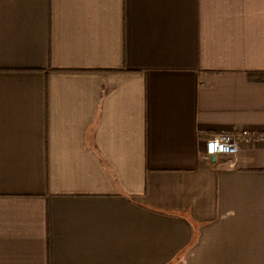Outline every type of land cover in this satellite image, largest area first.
<instances>
[{
  "label": "crops",
  "instance_id": "obj_1",
  "mask_svg": "<svg viewBox=\"0 0 264 264\" xmlns=\"http://www.w3.org/2000/svg\"><path fill=\"white\" fill-rule=\"evenodd\" d=\"M259 73L264 0H0V264H264Z\"/></svg>",
  "mask_w": 264,
  "mask_h": 264
},
{
  "label": "built area",
  "instance_id": "obj_2",
  "mask_svg": "<svg viewBox=\"0 0 264 264\" xmlns=\"http://www.w3.org/2000/svg\"><path fill=\"white\" fill-rule=\"evenodd\" d=\"M238 137H256V134L248 131L242 130L238 133L229 131H218L206 138L205 153L206 157L211 159L214 155L215 159L220 155H233L237 152V138Z\"/></svg>",
  "mask_w": 264,
  "mask_h": 264
},
{
  "label": "trees",
  "instance_id": "obj_3",
  "mask_svg": "<svg viewBox=\"0 0 264 264\" xmlns=\"http://www.w3.org/2000/svg\"><path fill=\"white\" fill-rule=\"evenodd\" d=\"M258 78H264V73L255 74Z\"/></svg>",
  "mask_w": 264,
  "mask_h": 264
},
{
  "label": "water",
  "instance_id": "obj_4",
  "mask_svg": "<svg viewBox=\"0 0 264 264\" xmlns=\"http://www.w3.org/2000/svg\"><path fill=\"white\" fill-rule=\"evenodd\" d=\"M211 159L214 161V160H215V156H214V155H212V156H211Z\"/></svg>",
  "mask_w": 264,
  "mask_h": 264
}]
</instances>
